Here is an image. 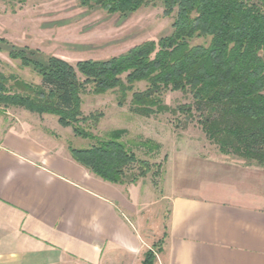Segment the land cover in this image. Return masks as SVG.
Segmentation results:
<instances>
[{
	"label": "trees",
	"instance_id": "obj_1",
	"mask_svg": "<svg viewBox=\"0 0 264 264\" xmlns=\"http://www.w3.org/2000/svg\"><path fill=\"white\" fill-rule=\"evenodd\" d=\"M81 1L127 15L158 0ZM160 1L169 11L178 7L173 33L110 59L83 60L76 66L56 56L46 61L28 59L24 50L30 52L29 47L18 51L10 44V55L32 65L41 82L29 84L0 72V104L56 115L61 125L88 135L92 145L69 147L70 155L90 173L114 184H137L151 166L119 140L122 131L104 140L76 124L82 116L81 94L89 85L95 93L117 90L120 106L132 91L130 110L137 115L182 112L197 119L220 153L264 165V0ZM198 34L211 36V42L191 44ZM142 81L145 89L134 91L135 83ZM169 90L189 93L193 103L174 111L163 101ZM144 143L150 149L161 147L151 139ZM156 245L144 253L142 264L156 263Z\"/></svg>",
	"mask_w": 264,
	"mask_h": 264
},
{
	"label": "crops",
	"instance_id": "obj_2",
	"mask_svg": "<svg viewBox=\"0 0 264 264\" xmlns=\"http://www.w3.org/2000/svg\"><path fill=\"white\" fill-rule=\"evenodd\" d=\"M31 133L0 129V264H142L151 246L128 216L139 182L105 181ZM240 162H197L205 183L161 197L155 264H264V165Z\"/></svg>",
	"mask_w": 264,
	"mask_h": 264
},
{
	"label": "rangeland",
	"instance_id": "obj_3",
	"mask_svg": "<svg viewBox=\"0 0 264 264\" xmlns=\"http://www.w3.org/2000/svg\"><path fill=\"white\" fill-rule=\"evenodd\" d=\"M177 12V6L169 11L160 0L142 5L127 15L85 6L81 0H0V72L38 84L39 73L32 65L13 58L11 45L17 46L18 51L29 47L30 52L24 50L28 59L46 61L56 56L76 66L83 60L110 59L147 41L158 42L173 33ZM211 39L198 34L191 39V44L208 45ZM261 54L264 58V52ZM146 85L145 81L137 82L134 91L143 90ZM131 97L132 91L128 92L127 103L120 106L117 90L95 93L89 85L81 94L82 116L76 124L84 133L104 140L113 137V132L122 131L119 140L135 151L138 158L150 163V171L138 183L141 191L133 190L134 195L141 193L142 204L131 205L136 210L128 216L148 246L157 244L154 250L158 253L170 207L161 197L184 188L187 183H205L207 173L197 162H241L233 155H222L217 145L206 137L197 119L177 111L176 114L137 115L130 110ZM163 101L174 111L180 105L193 103L192 96L180 90L167 91ZM10 126L31 131L53 152L65 156L70 153L69 147L87 148L93 143L88 135L76 134L73 126L61 125L56 115L38 114L22 106L2 103L0 129ZM146 139L160 143V149H150L144 143ZM184 163L186 167L182 168ZM144 200L153 204H144Z\"/></svg>",
	"mask_w": 264,
	"mask_h": 264
}]
</instances>
